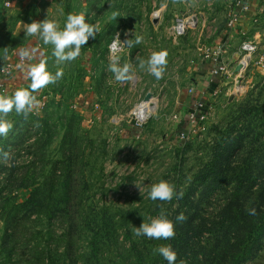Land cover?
Masks as SVG:
<instances>
[{
  "label": "rangeland",
  "instance_id": "1",
  "mask_svg": "<svg viewBox=\"0 0 264 264\" xmlns=\"http://www.w3.org/2000/svg\"><path fill=\"white\" fill-rule=\"evenodd\" d=\"M234 1L0 0V82L19 53H35L31 65L5 81L6 92L0 86V96L27 88L29 68L41 61L50 73H63L32 93L39 104L27 116L14 110L4 116L13 128L0 136V264H53L62 248L71 264H120L139 249L149 257L165 242L137 237L133 226L161 213L175 223L179 211L196 212L188 224L198 230L196 260L228 258L222 249L230 243L213 252L220 230L212 222H222L228 203L223 178L231 174L228 156L238 146V107L249 98L253 108L264 105V0H250L247 14L231 24ZM81 13L99 31L71 62L58 63L53 45L24 34L26 23L46 18L63 30L69 14ZM181 21L192 24L175 36ZM128 39L132 47L124 44ZM114 41L118 48L110 53ZM221 42L229 45L221 57L230 73L216 86L204 53ZM244 42L254 47L249 55L239 53ZM160 50L168 53L167 65L156 80L138 61ZM113 60L131 64L135 78L116 81L108 71ZM198 99L209 106L207 117L190 125L186 111ZM142 103L151 117L136 128L132 113ZM253 108L247 107L248 117L264 115ZM160 180L182 197L150 200L148 192ZM247 209L231 211L222 231L246 226Z\"/></svg>",
  "mask_w": 264,
  "mask_h": 264
},
{
  "label": "trees",
  "instance_id": "2",
  "mask_svg": "<svg viewBox=\"0 0 264 264\" xmlns=\"http://www.w3.org/2000/svg\"><path fill=\"white\" fill-rule=\"evenodd\" d=\"M215 85L217 86V84ZM259 96H261V93H259ZM252 102L249 98L248 101L238 107L240 114L238 117L240 127L236 133L238 146L233 147L230 151L231 154L229 153L230 157L228 156L231 174L225 172L223 178L225 184L229 185L230 192L226 199L228 203L223 208L226 211H223L221 221L223 223L225 221L231 222L232 218L227 217V215L230 214L233 217L232 212H237L246 205L249 209L255 208L256 214L251 215V221L246 226L242 225L233 232L222 231L221 224L223 223L213 221L212 223L215 226L219 225L220 230L216 229V231H219L216 233L220 236L217 238L216 244H213V252L215 253L218 250L219 244L223 242L230 243V248L224 247L222 249L227 252L226 256L228 258L218 260L211 258L209 261H199L192 256L194 252L193 234L198 233V230L188 225L193 224L196 212L179 211L178 214L183 213L185 219L182 222L175 221L173 224L176 228L174 229L175 233L177 231L181 232L168 240L162 239L165 244H170L176 252L177 264L180 261H184V264H243L241 260L243 255L244 264H264V115L257 114L256 117H248L246 109L248 106L254 107ZM253 111L257 113L264 111V105L253 108ZM255 217H258V219L254 222ZM180 225H183V227L188 226L185 227L187 229L182 227L177 230ZM182 234L187 235V238L182 239ZM59 253L62 258L54 261L53 264L72 263L68 261L69 253L66 248H62ZM148 253L139 249L135 253V258L122 259L120 264H167L159 254L153 253L149 258Z\"/></svg>",
  "mask_w": 264,
  "mask_h": 264
},
{
  "label": "clouds",
  "instance_id": "3",
  "mask_svg": "<svg viewBox=\"0 0 264 264\" xmlns=\"http://www.w3.org/2000/svg\"><path fill=\"white\" fill-rule=\"evenodd\" d=\"M116 14L113 13V16ZM99 31L95 25L85 22L84 14H69L66 18L63 30L58 28L54 20L47 18L41 22H31L25 24V35H38L44 44L53 45V56L58 63L71 62L75 60L79 54L82 45H85L89 38H94ZM134 42L139 44L141 37L136 36ZM128 47L133 46V39L124 42ZM115 42L110 48H115ZM168 53L166 50L153 52L148 59H140L138 67L145 70L156 80H160L166 70ZM108 71L113 74V78L118 82L132 80L135 78L133 67L131 64L125 63L120 65L113 60ZM63 75L61 70H57L54 74L46 70V62L41 61L39 64L29 68L28 76L31 83L27 88L17 89L11 97L0 96V136H6L13 128V123L4 118L10 111L16 114H27L32 111L33 107L39 104L34 93L36 90L43 88L48 84H54ZM140 190V189H139ZM182 193L176 192L174 187L165 180H160L151 186L148 192V198L152 201H170L176 196L177 199L182 197ZM249 215H255L256 209H247ZM177 222L185 219L183 213L176 216ZM134 234L137 237L144 236L150 239L168 240L175 235L173 221L169 220L166 215L161 213L156 218H152L148 223L142 222L139 227H134ZM154 254H159L167 264H177V254L170 244L156 247ZM179 264H184L180 261Z\"/></svg>",
  "mask_w": 264,
  "mask_h": 264
},
{
  "label": "built area",
  "instance_id": "4",
  "mask_svg": "<svg viewBox=\"0 0 264 264\" xmlns=\"http://www.w3.org/2000/svg\"><path fill=\"white\" fill-rule=\"evenodd\" d=\"M49 1H53V0H49ZM56 1H63V0H56ZM249 1L250 0L234 1L233 8L231 9V16H230L231 24L237 22L241 15L247 14L249 10ZM179 25H182V21L175 28H173L175 36L181 34L183 31V30L181 32L177 31V27ZM114 42H112L111 45ZM115 44H116L115 48H110L109 46L110 53H114L117 50L118 43L115 42ZM225 48H226V43L221 42L213 53H206V52L204 53L205 60L210 61L208 73H209V79H210L211 84L216 81L217 83H214V84L219 85L220 80L224 79V77L226 76L228 77L230 73V69L228 68L226 63L222 60V57H221ZM253 50H254V47L248 42L242 43L239 47V53L242 55H245V54L249 55L250 52H252ZM34 56H35L34 51L21 52L16 56V58L14 59L12 63L4 67V69L2 70V73L4 74L5 79L4 81L0 82L2 92H6L5 89H2L5 86V81L8 82V78L9 77L11 78L12 74L15 71L17 70L24 71L29 65H31L33 59L35 58ZM209 92L211 93V95L214 96L217 93V89L211 88ZM208 110H209V106L206 104V102L203 101L202 99H198L194 101L193 105L186 111L185 120L190 125L202 123L207 117ZM150 117H151V113H149L148 116L143 115V116L138 117L136 113L133 112L132 119H133L134 127L136 128L141 127L142 125L146 123V121ZM172 119L176 120L178 119V116L174 114L172 115ZM179 137L180 139H185L186 133L180 132Z\"/></svg>",
  "mask_w": 264,
  "mask_h": 264
},
{
  "label": "bare ground",
  "instance_id": "5",
  "mask_svg": "<svg viewBox=\"0 0 264 264\" xmlns=\"http://www.w3.org/2000/svg\"><path fill=\"white\" fill-rule=\"evenodd\" d=\"M192 23L189 21V22H182V25H179L178 27H177V31L178 32H181L182 30H184V28H185V26L186 25H191ZM143 105H144V103H142L141 105H140V108H137L136 110H135V113H136V115L138 116V117H140V116H145V108L143 107Z\"/></svg>",
  "mask_w": 264,
  "mask_h": 264
},
{
  "label": "crops",
  "instance_id": "6",
  "mask_svg": "<svg viewBox=\"0 0 264 264\" xmlns=\"http://www.w3.org/2000/svg\"><path fill=\"white\" fill-rule=\"evenodd\" d=\"M226 43V42H225ZM227 47H229V45L226 43V48L225 49H227Z\"/></svg>",
  "mask_w": 264,
  "mask_h": 264
}]
</instances>
